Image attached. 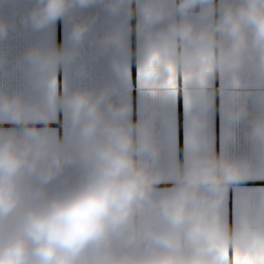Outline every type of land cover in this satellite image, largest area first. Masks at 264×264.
<instances>
[{
    "label": "clouds",
    "instance_id": "9594fccd",
    "mask_svg": "<svg viewBox=\"0 0 264 264\" xmlns=\"http://www.w3.org/2000/svg\"><path fill=\"white\" fill-rule=\"evenodd\" d=\"M123 0H35L24 20L40 30L58 18L70 17L76 7L101 3L113 9ZM212 16L197 24L192 11ZM175 12L178 18L162 23ZM94 22L76 20L69 30L71 48L33 46L22 56L39 78L75 56ZM150 59L141 72L146 86L174 90L178 75L185 80L207 73L255 71L264 76V0H152L146 8ZM9 23L0 19V38ZM107 39L122 43L119 33ZM72 131L56 141L37 127L47 116L38 101L0 92V111L17 125L0 128V264H264L262 214L242 212L229 228L220 212L221 192L241 179L250 161L227 152L189 153L175 186L164 194L161 212L169 232H149L133 241L134 212L153 199L160 177L141 157L159 151L145 124L130 129L107 89H76L61 98ZM245 112L243 103L227 109L230 119ZM256 134L264 141V127ZM53 152L73 153L76 175L54 188L38 175L42 159ZM182 233V238L177 235Z\"/></svg>",
    "mask_w": 264,
    "mask_h": 264
},
{
    "label": "crops",
    "instance_id": "0c3cea01",
    "mask_svg": "<svg viewBox=\"0 0 264 264\" xmlns=\"http://www.w3.org/2000/svg\"><path fill=\"white\" fill-rule=\"evenodd\" d=\"M35 0H0V19L9 23L7 36L0 38V92L20 95L26 101H38L47 116L37 123L46 128L58 142L67 141L72 131L67 107L61 98L76 89L99 92L107 89L115 104H125L122 119L135 131L139 124L149 128L159 151L144 154L148 167L160 172L153 199L134 212L130 231L133 241L149 232L172 231L161 212V200L179 179L191 152H227L234 158L250 161V168L239 180L221 192L220 212L225 225L232 228L242 212L262 214L264 221V141L256 134L264 127V76L255 71L238 74L211 72L185 80L178 75L174 90L159 85L146 86L141 72L150 59L143 45L149 40L146 8L152 0H123L113 9L101 3L76 7L70 17L58 18L43 29L35 30L24 17ZM218 2V0H217ZM197 24H207L212 16H201L197 7L191 13ZM94 17V22L79 45L78 53L58 64L45 78L34 76L23 61L30 47L71 48L69 30L76 20ZM178 18L170 12L162 23ZM119 33L122 43L107 39ZM235 103L245 105L244 114L230 119L227 109ZM22 127L10 114L0 111V128ZM73 153L53 152L42 159L37 174L50 180L54 189L65 177H74ZM182 238V233L177 230Z\"/></svg>",
    "mask_w": 264,
    "mask_h": 264
}]
</instances>
